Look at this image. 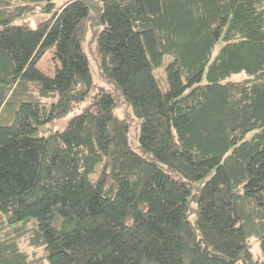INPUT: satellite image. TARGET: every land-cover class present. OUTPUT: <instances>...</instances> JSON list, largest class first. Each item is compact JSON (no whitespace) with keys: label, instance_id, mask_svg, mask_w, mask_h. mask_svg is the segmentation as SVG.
Masks as SVG:
<instances>
[{"label":"trees","instance_id":"1","mask_svg":"<svg viewBox=\"0 0 264 264\" xmlns=\"http://www.w3.org/2000/svg\"><path fill=\"white\" fill-rule=\"evenodd\" d=\"M0 264H264V0H0Z\"/></svg>","mask_w":264,"mask_h":264},{"label":"rangeland","instance_id":"2","mask_svg":"<svg viewBox=\"0 0 264 264\" xmlns=\"http://www.w3.org/2000/svg\"><path fill=\"white\" fill-rule=\"evenodd\" d=\"M65 0H56V3H62ZM48 13H37V12H27L26 14H23L22 16H18L13 23L15 24H22L25 25L27 27L30 28H34L37 26V24L44 20L45 18L48 17ZM169 57L168 56H164L163 60L161 62V64L157 67L154 68L153 70V74L155 75L157 81L159 82V84L165 88L167 83H166V75H165V71H164V65L168 62ZM91 62V72L93 75V79L94 82L96 84L95 89L97 88L98 85L102 84V81H100L97 76H96V67L94 65V62L92 60H90ZM37 68L44 73L45 75L48 76H52L54 73V70L59 66V63L55 57L54 54V49H50L47 50L38 60L37 64H36ZM94 89V91H95ZM94 91H92V93H94ZM78 112V109H76L75 111H69L68 113L54 118L52 121L43 124L40 128L39 134L40 135H46L52 131L55 130H62L66 123L68 122L69 118L75 113ZM115 114L120 116L123 114L122 108L118 107L115 109ZM135 123L131 126L130 128V134L132 135L134 133L135 130ZM91 179L94 180L95 179V173L91 174ZM250 243L252 245V250L257 253L261 251L260 248V244L259 241L255 238L252 237L250 239Z\"/></svg>","mask_w":264,"mask_h":264}]
</instances>
